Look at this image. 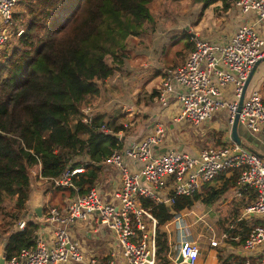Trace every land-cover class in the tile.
<instances>
[{
    "label": "built area",
    "instance_id": "2783aa9c",
    "mask_svg": "<svg viewBox=\"0 0 264 264\" xmlns=\"http://www.w3.org/2000/svg\"><path fill=\"white\" fill-rule=\"evenodd\" d=\"M18 0H0V48L13 34V15ZM232 12L249 15L254 21L241 22L226 41L200 36L192 38L193 49L183 63L166 66L158 85L159 107L176 104L172 119L199 127L210 122L221 111L228 112V125L237 113L238 98L253 65L264 58V37L257 21H264V0H233ZM231 12V13H232ZM20 33V32H19ZM232 87L234 99L223 96V88ZM82 121L90 123L92 106L82 109ZM253 134L264 136V100L258 90L245 93L238 124ZM102 131L109 132L101 125ZM167 127L156 121L149 133L140 139L120 143L104 160L116 174L114 187L108 192L94 185L79 193L75 178L84 167H67L50 182L54 188H70L77 193L65 200L63 207L45 206L41 217L47 235L37 231L32 247L4 258L2 264H159L157 260V218L143 205L148 198L155 205L171 206L178 196H192L201 186L221 172L239 171L237 185L251 188L254 199L244 206V215L255 214L262 222L249 231L244 248L252 255L243 264H264V160L243 145L229 143L206 146L191 155L167 149L156 153L166 138ZM75 222H87L94 233H104L112 240L110 257L100 259L87 254L81 242L72 235ZM24 220L19 222L23 227ZM172 241V262L180 256L182 264H195L200 246L189 233L190 225L183 213H174L168 223ZM172 224V225H171ZM217 245L214 237H208Z\"/></svg>",
    "mask_w": 264,
    "mask_h": 264
},
{
    "label": "trees",
    "instance_id": "16d2710c",
    "mask_svg": "<svg viewBox=\"0 0 264 264\" xmlns=\"http://www.w3.org/2000/svg\"><path fill=\"white\" fill-rule=\"evenodd\" d=\"M153 1L19 0L23 9L14 12L12 37L0 50V242H5L4 258L34 245L37 226L26 217L33 180L40 175L51 188L50 179L65 168L82 166L84 172L74 180L79 193H84L94 185L102 162L120 145L116 137L99 129L104 125L119 131L122 126L113 117L95 113L85 123L82 109L97 100L105 80L130 57L132 37L145 33L148 23L153 25ZM197 1L203 3L202 10L220 2L215 12H226L231 4V0ZM185 37L184 55L193 49L191 34ZM33 170L38 171L32 178ZM238 177L239 171L234 170L222 189L205 188V201H215L228 185L237 184ZM65 189L69 197L77 193L70 188L53 190ZM199 196H178L170 207L142 199L157 218L159 260L166 261L167 235L162 226ZM259 223L236 220L225 229L226 241L232 243L228 239L241 230L240 242L244 241Z\"/></svg>",
    "mask_w": 264,
    "mask_h": 264
},
{
    "label": "crops",
    "instance_id": "0c3cea01",
    "mask_svg": "<svg viewBox=\"0 0 264 264\" xmlns=\"http://www.w3.org/2000/svg\"><path fill=\"white\" fill-rule=\"evenodd\" d=\"M215 5L221 7L220 2H216ZM232 8H233V1L231 0V4L226 12H215L216 14L214 16V19H211V21L213 23L216 19L217 20L215 21L216 24L217 25L220 24L219 28H217L216 26L215 30L207 34H204V36L191 33L190 39L192 40L194 36H200L203 38L213 39L216 41H226L227 39H229L230 35L234 32L235 28L239 23L247 21L248 18L249 21H254V18H252L249 15L240 16L238 14L233 13ZM219 20L221 21V23L219 22ZM255 21H257L258 32L260 33L261 36L264 37V21H259V20H255ZM199 24L200 23L198 21L197 26ZM141 35L134 36L132 37V39L140 42L141 38L139 37ZM175 42L176 41H171L169 47L167 48L164 47V49H161L159 54L155 53L152 55L151 53L148 52L144 53L145 49H143L141 53L137 52V55L142 54L141 56L145 60L143 66L146 70V74H145L146 83L144 85L145 91L141 92L140 94L141 100H139L138 96H135L136 99L132 103L133 107L126 109L125 110L126 112L123 111L124 110L123 108V110L120 112L119 115L115 114L117 111L106 115L105 112H101L93 107L94 102H91L89 105L92 106V117L95 115V113L96 114L102 113L106 117H110V116L113 117L116 124L122 126V128L119 129V131L117 132H113L108 129L110 134L118 135V137L116 138L121 143H128L129 141L142 138L151 131L153 124L156 121H159L166 125L167 130H166V138L163 144L155 150L156 153L165 151L167 149H171L177 151H185L191 155H196L200 149L206 146H210V145L219 146L224 143H229L230 142L229 139H231L230 136L231 125H228L227 122L228 112L226 110H221L215 115L214 119H212L210 122L199 126V127H203L205 130L207 129L206 130L207 133L203 132L204 129H199L196 132L197 127H193L195 129L196 136L199 137L198 139L199 143L197 142L194 144L193 142H191V144L187 146L185 145L187 136L172 137L169 134V130H173L176 124L173 121L172 117L177 111L176 109L177 105L172 103L167 108L159 107V103L157 101V92H158V85L160 83V78L163 73V69L166 67L165 65L169 62V58L171 57L172 50L177 49L175 46L172 47L171 45L174 44ZM180 50L181 49L177 50L175 55L172 56H174V58L180 56L177 53ZM186 56L187 54H185V57ZM130 58L132 57L130 56L128 59H126L124 64L119 69L123 68L125 66V63L128 62ZM178 60L182 61L181 59ZM173 61L176 63L175 59H173ZM179 64L176 63L174 65H179ZM108 79H106L105 82ZM139 85L141 86V84ZM251 90H258L262 94L264 100V58L261 59L256 69L254 70L250 78L246 93L250 92ZM101 91H102V86H101ZM134 91H136V89H134L133 92ZM223 96L226 99H234L231 86H225L223 88ZM124 119L127 120V122H125ZM208 126L210 128H207ZM240 137L244 145L248 147H253L245 143L241 135ZM205 140L208 141V143L205 144ZM255 149L264 154V147L262 150L257 148ZM103 164L104 161L100 165V168ZM39 168L40 167H38V170ZM38 170H33L32 173L36 175ZM221 173L216 178H214V180H212L209 183H206L205 185L201 186L196 192H194L200 194V196L197 199V201L193 203L191 207L185 208L179 212H174L180 214L183 213L184 216H187L189 215V213H192L193 215H195V217H197L196 221L198 220L201 222L203 221L206 230L210 232L209 237H214L218 241L217 245H211L209 242L210 239L208 240V238L206 237L205 241L200 240L199 243L198 240L200 238L193 236L200 246V255L195 264H243L244 260H246V258H250L252 255L250 254V252H247L244 248L245 240L240 242V239L242 238L241 237L242 230L238 234H236L234 238L228 239V240H232L231 243L229 241L228 242L226 241L227 238H229V235L227 234L225 229L227 227L232 228L236 220L247 221L249 222V224H252V222L254 221H257V223L262 222L260 216H257L255 214H249L248 216H246L243 213L244 206H246L250 201H252L255 196L254 190L250 188H241L237 184L228 185L224 190L221 191L220 195L218 194V197L215 199V201H211V202L205 201V198L207 197L208 194L205 188L209 187L214 190H220L224 186L225 181H227V179L233 175V171L230 172L226 171L225 174H221ZM116 179L117 176L114 173L113 176L108 177L106 181L97 178L94 182V185L97 184L102 189H105L108 192L112 187H114L116 183ZM37 181L38 182L32 183L31 193L29 195V199L26 202V212H27L26 217L28 218L27 220H31L36 224L37 228L35 235L38 230L39 232L42 231L48 235L50 232V228L45 227V223L41 219V217L46 211L45 206L50 205V206H57L59 208L63 207L65 204V200L69 196L62 195L60 199L59 198L57 199L54 194L55 192L53 190L54 187L52 186L50 181L49 184H51L50 185L51 188H49L43 182V181L48 182V180L41 178L40 175H39V180ZM41 183L43 186L47 187V191L46 188L44 189L43 192L42 190H40V188H42ZM196 206H199L198 208L199 210L201 209L206 210L205 212L210 217V218L208 217V220L211 222V224H209L203 219V215H197L198 213L196 214V210L194 208ZM37 209H39L40 214L37 213ZM166 223L162 226L163 230L166 232L167 235L166 236L167 249L164 252L166 261L163 262L159 260L157 257L159 264H169L172 262L171 257L173 255V252H169L172 251L170 248V243L172 241V235L170 231L172 229V226ZM87 229L90 230L92 232L91 235L96 238H100V237L105 238L106 236H108L109 239H111V237L108 234L107 235H105L104 233L100 234L99 232L94 233L92 231V228L90 227V224L87 222H75L73 227H71V232L72 235L81 242L82 247L87 254H94V256L102 260L106 259V257H110V253L113 251L112 245L107 246L105 249L93 248V246L89 244V241L86 240V238L89 236ZM4 244H5L4 241L0 242V256L3 257H4V249H3ZM176 264H182V263L176 262Z\"/></svg>",
    "mask_w": 264,
    "mask_h": 264
},
{
    "label": "rangeland",
    "instance_id": "374dc122",
    "mask_svg": "<svg viewBox=\"0 0 264 264\" xmlns=\"http://www.w3.org/2000/svg\"><path fill=\"white\" fill-rule=\"evenodd\" d=\"M202 5L203 3L197 0H154L150 4V8L152 11L151 13L154 19L153 25L151 26V24L149 23L146 25V27L149 29L145 32V34L139 37L141 38L140 42L134 39L130 40V49L128 54L132 58H130V60L125 63V66L123 68L115 70L114 75L106 82H104L100 97L97 98V100H94L93 107L101 112H105L106 115L116 111L117 112L115 114L119 115L123 108V111L126 112V109L133 107L132 103L136 99L135 96H138L139 100H141L140 94L141 92L145 91L144 85L146 83V70L143 66L145 60L141 56L142 54H138V56L137 52L141 53L143 49H145L144 53L148 52L152 55L155 53L159 54L161 49H164V47H169L171 41H176L171 45L172 47L175 46L177 49L172 50L169 62L165 66L182 63L186 58L184 53L175 58L172 55H175L176 51L179 49H181L180 51L182 52L183 50H185V44L188 41L185 37L186 34L195 33L200 36H204V34L215 30L216 26L217 28L220 27V24H216V19L213 23L211 21V19H214V16L216 14L214 10V6L216 5H211L205 10L201 9ZM22 9L23 7L18 0L15 7V13L21 11ZM198 21L200 24L197 26ZM219 22L221 23L220 20ZM17 30L21 32V29L18 28ZM11 37H9V39ZM15 39L17 40V37ZM2 48H0V50ZM173 59L176 60V63L173 61ZM178 59H181L182 61ZM139 84H141L142 87ZM134 89H136V91L133 92ZM124 121L127 122V120L125 119ZM207 128L210 127L208 126ZM199 129L204 128L197 127L196 132ZM206 130L204 129L203 132L207 133ZM238 132L243 137L245 143L257 149H263L264 136L250 133L242 123L238 124ZM169 134L172 137L187 136V140L185 143V145L187 146H189L191 142H193L194 144L197 142L199 143V137L196 136L195 129L193 127H190L185 122L176 123L173 130H169ZM206 143H208V141L205 140V144ZM97 174L99 179L106 181L108 177L113 176L114 171L108 165L103 164ZM33 177L34 174L32 178ZM35 182L38 181L36 179L32 181V183ZM41 187L42 188H40V190H42V192L45 188L47 191V187L43 186L42 183ZM54 194L57 199H60L62 195L68 196V192L66 189L62 191L57 190L54 192ZM194 208L196 210V214L198 213L197 215H203V219L211 224V222L208 220L209 216L205 212L206 210H199V206H196ZM185 218L190 225L189 233H192L194 237H199V243L200 240L205 241V238L209 237L210 232L206 230L203 221H196L197 217H195V215H193L192 213H189V215L185 216ZM87 232L89 236L86 238V240L89 241V244L92 245L93 248L105 249L107 246H111L113 243L108 236H106L105 238H96L91 235L92 232L90 230L87 229Z\"/></svg>",
    "mask_w": 264,
    "mask_h": 264
},
{
    "label": "water",
    "instance_id": "95a60500",
    "mask_svg": "<svg viewBox=\"0 0 264 264\" xmlns=\"http://www.w3.org/2000/svg\"><path fill=\"white\" fill-rule=\"evenodd\" d=\"M261 61L258 60L254 65H253V68H252V71L248 77V79L246 80V82L244 83L243 85V88H242V91H241V94L238 98V106H237V113L234 115V118H233V121H232V124H231V128H230V136H231V139L235 142H237L238 144L240 145H243L244 147H246L248 150H250L251 152L257 154L259 157H261L262 159H264V154L262 152H259L258 150H256L255 148L253 147H248L246 145H244L241 141V137H240V134L238 132V113L240 111V108H241V104H242V101H243V98L245 96V93H246V90H247V87H248V84H249V81H250V78L254 72V70L256 69L258 63ZM115 137H118L117 134H113ZM37 213L40 214L39 212V209H37ZM181 257L179 256L178 259H177V262L180 263L181 262ZM4 261V257L3 256H0V264H2Z\"/></svg>",
    "mask_w": 264,
    "mask_h": 264
}]
</instances>
